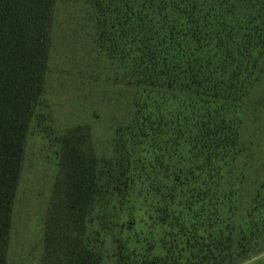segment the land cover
I'll return each instance as SVG.
<instances>
[{
	"label": "trees",
	"instance_id": "16d2710c",
	"mask_svg": "<svg viewBox=\"0 0 264 264\" xmlns=\"http://www.w3.org/2000/svg\"><path fill=\"white\" fill-rule=\"evenodd\" d=\"M58 2L0 0V264H7L25 142L44 92ZM82 10L96 43L115 48L126 63L134 110L107 160L64 144L65 205L84 220L87 209L97 212L135 192L143 199L159 195L156 207L171 210L195 205L183 202L195 192L210 209L235 195L221 173L245 151L240 137L256 96L250 87L264 74V0H83ZM211 230L208 237L216 235ZM255 230L251 237L264 234ZM92 255L89 264L102 263L97 251Z\"/></svg>",
	"mask_w": 264,
	"mask_h": 264
},
{
	"label": "rangeland",
	"instance_id": "374dc122",
	"mask_svg": "<svg viewBox=\"0 0 264 264\" xmlns=\"http://www.w3.org/2000/svg\"><path fill=\"white\" fill-rule=\"evenodd\" d=\"M82 9L83 0H59L55 10L44 92L27 133L13 204L7 264H89L96 251L101 264H264V234L250 236L264 229V74L250 87L256 96L240 137L244 154L225 166L228 174L221 173L235 193L222 197V205L210 209L204 194L195 192L183 199L195 205L171 210L156 207L159 195L143 199L135 192L97 212L87 209L84 220L65 205L64 144L107 160L134 110L126 63L115 48L96 43ZM213 227L224 239L208 237ZM228 249L231 260L224 259Z\"/></svg>",
	"mask_w": 264,
	"mask_h": 264
}]
</instances>
